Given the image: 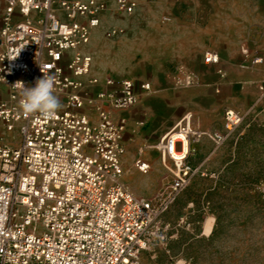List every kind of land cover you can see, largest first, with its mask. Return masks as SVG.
Instances as JSON below:
<instances>
[{"label": "built area", "instance_id": "built-area-1", "mask_svg": "<svg viewBox=\"0 0 264 264\" xmlns=\"http://www.w3.org/2000/svg\"><path fill=\"white\" fill-rule=\"evenodd\" d=\"M5 1L0 28V264H157L156 245L166 247L174 237L163 217L203 171V165L190 163L191 143L206 138L218 150L244 116L229 109L223 130L203 132L186 114L158 146L173 163L172 181L152 197L138 194L124 180L127 120L109 108L125 112L138 106L150 83L123 79L118 92L93 95L98 79L82 80L94 63L84 48L109 11L107 0ZM114 3L121 15L138 8L136 0ZM241 55L247 64L263 63L248 47ZM205 63L219 64L220 56L208 52ZM42 71L55 76L62 103L50 120L25 117L18 106L16 83L34 86ZM180 81L193 83L190 76ZM105 85L114 86L115 80L109 78ZM133 167L142 176L151 171L142 157Z\"/></svg>", "mask_w": 264, "mask_h": 264}, {"label": "rangeland", "instance_id": "rangeland-1", "mask_svg": "<svg viewBox=\"0 0 264 264\" xmlns=\"http://www.w3.org/2000/svg\"><path fill=\"white\" fill-rule=\"evenodd\" d=\"M136 1L139 5L132 15L118 14L115 6L109 7L97 35L84 49L94 60L91 73L105 72L150 83L153 90V82L177 71V63L169 60L166 45L180 21H196L201 28L213 24L218 35L233 32L239 53L248 47L253 53L264 55V0H200L196 13L181 11V3L169 0ZM5 4V0H0V17ZM58 12L62 14L60 9ZM107 33L112 37L108 38ZM218 35L216 48L208 50L221 48L222 38ZM233 64L240 73H254L257 78L253 94L255 98L263 95L264 99V63L242 68L239 58ZM229 109L241 113L244 120L209 161L192 154L190 163L198 167L205 162L203 171L163 217L171 225L174 237L166 247L156 245L157 264H264V111L251 112L236 94L229 97L224 115ZM187 114L192 115L194 122L195 115ZM223 124L224 117L221 130ZM154 151L160 155L164 177L171 182L172 161ZM152 174L153 171L136 176L150 178ZM124 180L133 191L136 187L143 190L146 194L141 195L146 197L159 190L141 185L127 171ZM190 204L193 208H189ZM209 218L215 222L211 234L206 236L203 227Z\"/></svg>", "mask_w": 264, "mask_h": 264}, {"label": "crops", "instance_id": "crops-1", "mask_svg": "<svg viewBox=\"0 0 264 264\" xmlns=\"http://www.w3.org/2000/svg\"><path fill=\"white\" fill-rule=\"evenodd\" d=\"M138 1L143 2L144 0ZM169 1L174 2L173 4L181 3L182 5H178L183 8L181 11L190 10L192 13H196L200 8V0ZM107 2L109 7L115 5L114 0H107ZM206 3L202 4L206 5ZM0 23L2 26L1 17ZM96 35L97 29L92 32V37ZM217 35L213 24L201 28L196 21H180L177 24V31L174 36L168 37L166 45L167 52L170 54L169 60L177 63L175 75L164 76L165 79L153 82V90L150 88L149 91L142 94L138 106L125 112L109 108L116 118L123 116L127 120V131L124 137L126 154L123 157V163L127 173L135 175L141 185H146L150 189H160L169 183L163 175L160 155L156 154L154 150H158L156 145H160L163 137L187 113L191 112L195 115L193 124L197 130L215 132L222 129L224 110L231 95L236 94L244 100L246 108H249L251 112L264 111L263 95L255 98L253 94L257 77L254 73H240L238 69L234 68L233 63L237 62L239 58L243 63L242 68L247 65L238 51L237 37L233 32L229 34L221 32L218 35L222 38L221 48L208 50L216 48ZM208 51L215 52L220 56L219 64L205 63V54ZM255 54L261 57L264 63L263 53L255 52ZM92 74L90 73L82 80L88 83L93 78L98 79V84L91 89L93 95L98 91L106 92L109 95L119 91L120 81L123 80L122 76H112L105 72ZM186 76L192 77L191 85H185L180 81ZM109 78L115 80L114 86L107 87L105 85V81ZM4 97H6L5 94ZM191 151L195 156L203 158L205 162L216 154L212 143L206 138L193 141ZM161 156L163 158L162 154ZM139 157L151 164L152 177L138 178L136 176L138 172L135 171L133 163ZM205 162L202 164L203 166ZM135 190L138 194H146L140 188L136 187Z\"/></svg>", "mask_w": 264, "mask_h": 264}, {"label": "clouds", "instance_id": "clouds-1", "mask_svg": "<svg viewBox=\"0 0 264 264\" xmlns=\"http://www.w3.org/2000/svg\"><path fill=\"white\" fill-rule=\"evenodd\" d=\"M16 85L19 87V110L25 117L37 115L50 120L62 108L61 100L56 94V78L53 74L43 72V76L35 80L34 86H25L19 81Z\"/></svg>", "mask_w": 264, "mask_h": 264}, {"label": "bare ground", "instance_id": "bare-ground-1", "mask_svg": "<svg viewBox=\"0 0 264 264\" xmlns=\"http://www.w3.org/2000/svg\"><path fill=\"white\" fill-rule=\"evenodd\" d=\"M191 149V147H190ZM214 222L215 220L213 218H209L206 220L205 224H204V233L206 236H209L213 230V226H214Z\"/></svg>", "mask_w": 264, "mask_h": 264}]
</instances>
